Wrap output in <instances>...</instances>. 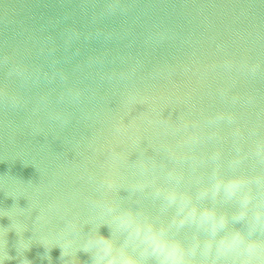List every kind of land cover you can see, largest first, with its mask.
<instances>
[{"label": "water", "instance_id": "1", "mask_svg": "<svg viewBox=\"0 0 264 264\" xmlns=\"http://www.w3.org/2000/svg\"><path fill=\"white\" fill-rule=\"evenodd\" d=\"M258 145L264 0H0L3 264H61L58 231L81 225L66 234L73 250L92 228L108 236V204L167 223L176 209L154 189L175 186L170 171L199 206L246 231L223 190L196 197L213 171L248 177L257 194Z\"/></svg>", "mask_w": 264, "mask_h": 264}, {"label": "clouds", "instance_id": "2", "mask_svg": "<svg viewBox=\"0 0 264 264\" xmlns=\"http://www.w3.org/2000/svg\"><path fill=\"white\" fill-rule=\"evenodd\" d=\"M261 151L264 148L258 145V153ZM218 155L213 153V159ZM168 175L175 179V186L154 189V195L163 201L165 207L174 206L176 209L167 223H157L139 210L108 204L106 211L112 214L108 236L100 233L98 228H92L82 238L80 246L73 250V240L66 234L80 233L81 225L66 223L58 231L61 241L51 247L59 246L61 264H82L77 249L89 253L91 264H146L149 260L154 264H264V179H255L259 191L254 195L248 177L233 175L223 178L213 171L210 184L197 193V200H203L209 194L215 200L223 190L227 200L235 199L238 207L232 213L231 223H246L245 231L230 228L227 214L218 212L215 207H201L191 195L181 191L182 174L170 171ZM136 187L142 190L145 184L141 182ZM185 226L194 229L189 240L178 235ZM112 230L123 234L122 242H116ZM200 232L205 233L203 238ZM28 248L29 245L24 249ZM20 264L31 262L22 258Z\"/></svg>", "mask_w": 264, "mask_h": 264}]
</instances>
